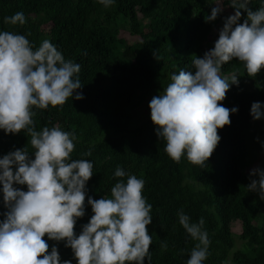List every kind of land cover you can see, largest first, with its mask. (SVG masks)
Wrapping results in <instances>:
<instances>
[{
    "label": "trees",
    "instance_id": "trees-1",
    "mask_svg": "<svg viewBox=\"0 0 264 264\" xmlns=\"http://www.w3.org/2000/svg\"><path fill=\"white\" fill-rule=\"evenodd\" d=\"M215 1L113 0L105 7L99 0H0V31L26 36L34 50L47 39L65 60L81 65L78 77L82 88L77 92L83 99L69 97L63 106L32 109L37 131L53 126L75 131L71 159L93 163L85 215L74 226L77 236L93 215L88 196L112 198L111 188L121 180L126 183L127 175H114L120 167L145 182L142 195L152 205V223L147 226L152 238L150 264H186L190 258L197 241L179 224L181 209L193 223L204 218L203 230L211 243L202 264H264V201L246 188L250 160L245 144L246 132L255 122L251 105L264 104V68L249 77L244 64L235 58L222 66L221 76L236 73L239 84L231 85L218 103L228 109L237 107L238 112L230 113V125L217 130L221 139L203 167L191 164L186 153L179 163L174 162L164 151L166 141L156 135L158 126L151 120L153 96L172 82L173 73L184 70L194 74L192 61L195 56L203 57L204 44L225 17L221 12L215 21L205 22ZM230 3L223 2L226 6ZM261 6L264 0H250L253 11ZM20 11L26 23L4 22L5 17ZM246 15L242 10L239 23ZM244 78L257 90L247 91ZM144 102L148 117L131 128V112ZM30 140L23 130L6 134L0 129V158L25 148L34 159ZM89 151L90 156L84 155ZM14 187L27 191L26 185ZM6 210L0 185V213ZM3 219L0 215V221ZM235 224L241 226L238 237L244 243L237 250ZM44 240L49 253L56 246L61 261L77 264L72 249L65 247L66 241L49 240L47 235ZM162 242L167 244L166 250ZM144 264H149L147 257Z\"/></svg>",
    "mask_w": 264,
    "mask_h": 264
},
{
    "label": "clouds",
    "instance_id": "clouds-1",
    "mask_svg": "<svg viewBox=\"0 0 264 264\" xmlns=\"http://www.w3.org/2000/svg\"><path fill=\"white\" fill-rule=\"evenodd\" d=\"M105 7L113 0H99ZM250 0H231L233 15L224 18L214 47L192 61L195 72L181 70L171 75V83L149 103L156 135L166 145L164 151L176 163L185 155L193 165L203 167L221 137L217 130L231 124L223 101L230 86L239 84L236 73L222 77V66L234 58L244 64L247 75L255 77L264 68V6L253 11ZM217 4L205 22L215 21L223 11ZM242 10L246 18L239 23ZM7 24L26 23L22 11L5 17ZM81 65L65 60L57 47L44 40L38 49L24 35L0 31V129L6 134L22 130L31 137L34 159L24 149H16L0 158L5 212L0 213V264H72L61 261L58 249L44 240L66 241L77 264H150L152 238L147 226L152 223V205L142 195L145 182L117 167L116 177L128 176L111 188L112 198H87L93 215L77 236L74 226L85 215L87 182L93 175L90 160L71 159L75 131L59 126L37 131L33 117L36 109L63 106L69 97L83 99L78 74ZM264 104L253 102V120L264 117ZM91 155V151L84 153ZM15 168V171L13 170ZM253 177H258L254 179ZM248 192H256L264 201V169L253 168ZM26 185L27 191L14 187ZM179 224L193 241L186 264H202L209 255L210 240L198 223L181 209ZM167 249V244H161ZM42 257V258H40Z\"/></svg>",
    "mask_w": 264,
    "mask_h": 264
},
{
    "label": "rangeland",
    "instance_id": "rangeland-1",
    "mask_svg": "<svg viewBox=\"0 0 264 264\" xmlns=\"http://www.w3.org/2000/svg\"><path fill=\"white\" fill-rule=\"evenodd\" d=\"M226 0H216L215 4H219L223 7V14L225 17L233 15V11L229 6L223 4ZM231 1V0H230ZM141 18V15H139ZM224 17V18H225ZM224 18L219 22L217 27L213 30L208 40L204 44L205 52L214 47L215 41L218 39L219 30L223 27ZM244 85L247 91H256L257 88L253 83L244 78ZM148 117V110L146 108V102L142 103L138 108L131 112V128L136 127L143 123ZM245 144L247 148V154L250 160V165L246 169L247 174H250V171L253 168L260 167L264 169V119L255 120L252 127L246 132ZM259 146H263L260 148ZM233 233L235 235V246L234 250L242 249L244 243L239 239L241 233L240 224H235L233 227Z\"/></svg>",
    "mask_w": 264,
    "mask_h": 264
}]
</instances>
